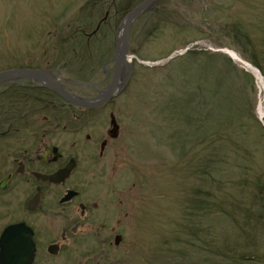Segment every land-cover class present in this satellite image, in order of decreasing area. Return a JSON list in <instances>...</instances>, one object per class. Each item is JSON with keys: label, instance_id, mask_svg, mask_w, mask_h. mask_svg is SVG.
Instances as JSON below:
<instances>
[{"label": "rangeland", "instance_id": "rangeland-1", "mask_svg": "<svg viewBox=\"0 0 264 264\" xmlns=\"http://www.w3.org/2000/svg\"><path fill=\"white\" fill-rule=\"evenodd\" d=\"M142 1L0 0V71L44 69L66 92L98 96L113 80L125 14ZM128 47V82L96 108L63 105L25 80L1 82L5 108H51L30 123L0 122V175L26 135L50 131L47 143L83 151L84 199L98 204V224L123 234L115 264H264V91L227 51L264 79V0H156L134 19ZM53 105L63 108L57 119ZM11 141L16 150L4 147ZM13 183L0 191L10 202ZM247 210L253 223L262 216L256 230ZM230 245L246 250L242 262L224 255Z\"/></svg>", "mask_w": 264, "mask_h": 264}, {"label": "flooded vegetation", "instance_id": "flooded-vegetation-1", "mask_svg": "<svg viewBox=\"0 0 264 264\" xmlns=\"http://www.w3.org/2000/svg\"><path fill=\"white\" fill-rule=\"evenodd\" d=\"M23 80L30 83V88L41 89V92L47 94L51 100L59 101L63 105L66 103V100L52 93L50 89L39 87L34 80L19 78L16 82L21 83ZM32 103L34 101L30 104L28 101L22 104L20 102L14 104L15 106L8 103L7 108L3 106L4 104H0L2 127L4 128L7 122L15 121L16 117L30 123V120H35L36 115L44 114L41 110L51 108L47 100L43 104L38 103L39 105ZM54 108L57 119L63 113V108L53 105V112ZM8 117L10 121H6ZM0 135L5 136L6 133ZM50 135L55 136L50 131L41 132L40 135L35 132L30 133L26 135L28 138H24L28 147L18 150L13 146L12 141L11 144H3L4 147L16 151L10 159L11 164L5 165L0 175L1 192L7 188L10 181L14 180L12 201L0 197V242L8 226L24 225L31 231L30 237L35 248L31 264H115L123 234L114 225L110 226L109 221L102 222V225L98 224L96 221L99 217L98 204L84 199V191L79 184L84 169L81 170L78 165L82 160L81 157L84 156L83 151L77 154L74 152L76 142L68 151L57 144L47 143V137ZM15 136H19V133ZM85 138L90 142L92 135L86 133ZM105 142L107 139H103L100 149L106 144ZM88 155L90 154L87 153L86 156ZM69 164L73 167L70 174L60 178L59 172ZM48 176L57 177V181H52ZM70 191L75 193L67 198ZM9 204L11 206L6 210L7 215L3 216V208ZM1 256L0 243V259ZM53 259L57 261L52 263ZM0 264L4 263L0 261Z\"/></svg>", "mask_w": 264, "mask_h": 264}, {"label": "water", "instance_id": "water-1", "mask_svg": "<svg viewBox=\"0 0 264 264\" xmlns=\"http://www.w3.org/2000/svg\"><path fill=\"white\" fill-rule=\"evenodd\" d=\"M156 0H143L138 3L133 9H131L123 21V30L118 36V41L115 46L114 60L116 63L115 71L113 73V80L109 86L101 91L98 96L92 98L78 97L77 95L66 92L57 82L51 73L44 69L38 68H14L0 71V83L18 78H30L37 79L43 85L51 88L52 90L59 93L63 99L70 103H75V105L91 108L104 104L109 99H111L118 91H120L125 84L128 82L129 77L132 73V61L129 57V44H130V29L134 22V19L140 15L142 12L149 8V6ZM127 65V77L120 78L121 74L125 73L126 68L123 65ZM124 70V71H123ZM120 78V79H119ZM116 130L117 125L114 127ZM113 130V131H114ZM112 131V132H113ZM72 164L67 165L66 168L61 170L60 178L67 177L72 170ZM52 181H57V177L48 176ZM5 181L2 183L4 186ZM74 191H70L67 198L74 195ZM31 231L24 225H10L8 226L2 237H1V259L4 264H31L34 258V244L31 241Z\"/></svg>", "mask_w": 264, "mask_h": 264}, {"label": "trees", "instance_id": "trees-1", "mask_svg": "<svg viewBox=\"0 0 264 264\" xmlns=\"http://www.w3.org/2000/svg\"><path fill=\"white\" fill-rule=\"evenodd\" d=\"M135 6V5H134ZM133 6V7H134ZM236 31H238L239 32V36L242 38V39H238L239 41H241V42H243V43H247V44H249V47H251V45H253L254 43L251 41V39L248 37V34H247V31H246V29L243 27V26H241V25H238V28H237V30ZM243 39H245V41H243ZM252 50V49H251ZM250 50V55H251V57H252V60L255 62V63H257L258 61L256 60V55L252 52ZM243 54H244V52H243ZM245 56H246V53L244 54ZM253 203L251 202V205H252ZM225 210H226V208H225ZM249 210V209H248ZM248 210H247V215H248V218H249V220H248V218H247V225L246 226H248L249 228H252L253 230H254V228H255V230L258 228V227H256V226H258V223L259 222H261V218H262V216L261 215H259L258 217H257V221H255L254 223L252 222V217H253V215L251 216L250 214H249V212H248ZM227 211V210H226ZM225 211V212H226ZM252 222V223H251ZM255 226V227H254ZM254 233H255V231H254ZM256 235V234H255ZM255 235L253 236V238L255 237ZM227 248L225 249V250H223V252L225 253L224 255H226V253H227V256L229 257V258H233V259H231L230 261H236V262H242L243 261V259H245V256L247 255V252H244V251H246V250H242L241 252H239L240 251V249L236 246V245H230V246H226ZM240 248H242V247H240ZM238 253V254H237ZM231 255V256H230ZM254 255L256 256V254L255 253H248V256H249V258H254ZM248 258V257H247ZM250 260H252V259H250ZM200 264H202V262L200 263Z\"/></svg>", "mask_w": 264, "mask_h": 264}, {"label": "bare ground", "instance_id": "bare-ground-1", "mask_svg": "<svg viewBox=\"0 0 264 264\" xmlns=\"http://www.w3.org/2000/svg\"><path fill=\"white\" fill-rule=\"evenodd\" d=\"M227 51H229V54L232 55L235 59L240 60V62H243V64L245 65V67H247L248 69L252 70V72L255 73V75L257 76V80L259 85L263 88L264 91V79L263 76L261 74V72H259V70H257L256 68H254L249 62L247 61H242L243 59H241V57L238 55L237 52H234V50L232 49H227ZM259 114H263V112L259 113ZM264 120V119H263Z\"/></svg>", "mask_w": 264, "mask_h": 264}]
</instances>
